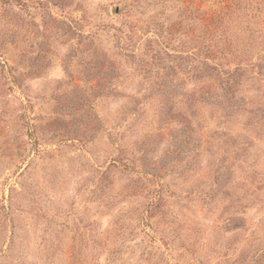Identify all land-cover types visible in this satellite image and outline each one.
<instances>
[{
    "label": "rangeland",
    "instance_id": "rangeland-1",
    "mask_svg": "<svg viewBox=\"0 0 264 264\" xmlns=\"http://www.w3.org/2000/svg\"><path fill=\"white\" fill-rule=\"evenodd\" d=\"M0 264H264V0H0Z\"/></svg>",
    "mask_w": 264,
    "mask_h": 264
}]
</instances>
